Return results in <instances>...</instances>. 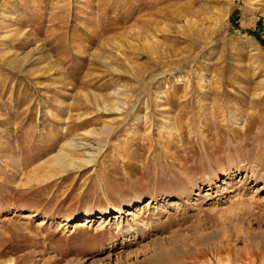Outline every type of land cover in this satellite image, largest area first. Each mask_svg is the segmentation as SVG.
Returning a JSON list of instances; mask_svg holds the SVG:
<instances>
[{
    "label": "rangeland",
    "instance_id": "rangeland-1",
    "mask_svg": "<svg viewBox=\"0 0 264 264\" xmlns=\"http://www.w3.org/2000/svg\"><path fill=\"white\" fill-rule=\"evenodd\" d=\"M0 264H264V0H0Z\"/></svg>",
    "mask_w": 264,
    "mask_h": 264
},
{
    "label": "bare ground",
    "instance_id": "bare-ground-1",
    "mask_svg": "<svg viewBox=\"0 0 264 264\" xmlns=\"http://www.w3.org/2000/svg\"><path fill=\"white\" fill-rule=\"evenodd\" d=\"M189 22H191L190 20H188ZM192 23V22H191ZM67 157V156H66ZM66 157L65 156H62V155H59V161H62V163H63V165H70V164H73L72 162H74V160H72V159H70L69 157L66 159ZM149 204H147V206H148ZM118 212H122L123 213V211L120 209ZM140 212V211H139ZM125 215H131V214H133L134 212L132 211V209H126L125 210ZM135 213H137V212H135ZM87 222V221H86ZM90 222V221H89ZM129 222V221H128ZM126 224V223H125ZM128 227V226H127ZM133 228V227H132ZM132 228H129L128 230H127V232L128 233H130V230L132 229ZM133 232H135L136 230L133 228ZM126 231V230H125ZM126 232V233H127Z\"/></svg>",
    "mask_w": 264,
    "mask_h": 264
}]
</instances>
